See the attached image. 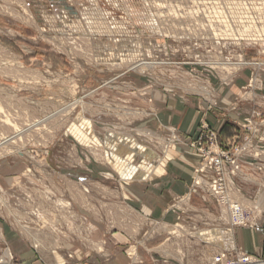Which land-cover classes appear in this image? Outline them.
<instances>
[{"label":"rangeland","instance_id":"374dc122","mask_svg":"<svg viewBox=\"0 0 264 264\" xmlns=\"http://www.w3.org/2000/svg\"><path fill=\"white\" fill-rule=\"evenodd\" d=\"M46 1L0 0V152L3 151L0 153V186L8 187L14 179L28 182L27 173L35 179L42 178L40 168L43 164L50 165L55 171L59 168L64 170L55 174L56 181L57 176L63 174L91 181L90 188L94 193L90 204L85 196L75 193L76 179L69 180L74 207L81 213L91 211L103 217L111 215L117 221L108 238L103 235L107 230L105 224L91 219L93 228L95 222L103 226L100 238H94V232L93 238L105 239L109 253L112 247H117L116 250L121 247L128 264L125 253L127 241L120 244L113 237L114 232H120L117 228H125L119 224L123 219L120 196L125 187L120 189L118 181L128 185L161 174L171 158L165 159L161 172L157 169L169 149L165 148L163 155L164 152L160 153L154 145L160 141L161 150H164V142L167 143L171 132L182 140L179 127L166 125L160 120L154 91L173 101L186 102L196 98L205 102L209 110H215L212 115L222 120L221 125L214 127L207 118H201L198 129L204 122L216 130L222 146L229 147L233 138L238 137V143L247 135L252 137L254 144L264 147V66H261L264 64V42L252 41L264 39V0H124L128 14L126 21L134 27L147 19L145 11L158 1L171 2L179 14L180 6L192 8V17L198 20H193L194 52L204 51V37L199 30L210 29L212 25L225 33L219 39V42L227 40L223 48L212 42L205 47L210 58L235 61L240 55L243 60L236 63L238 68L246 66L227 83L219 82L218 77H210L218 106L210 105L201 95L168 93L164 88L152 85V77L136 72L116 77L122 71L119 62L104 65L68 59L39 33L46 19L43 14L45 16L48 12L45 8L53 7ZM72 1L87 4L84 1L91 0ZM239 37L240 44L233 43ZM213 41L216 42L214 38ZM250 74L257 76L252 87L247 86ZM96 88L99 89L86 93ZM248 118L252 121L251 129L242 126ZM226 124L227 129L221 133ZM83 130L96 135L97 140ZM260 136L263 138L259 139ZM137 143L149 146L146 148L152 150L151 153ZM85 150H92L94 157ZM173 152L172 157H175V149ZM74 160H79V163L76 165L78 168L72 171L69 164ZM190 206L193 210L188 215L193 217L201 213L191 203ZM124 214H128L126 208ZM195 219L193 217V222L181 218L171 224H162L160 234L147 236L143 244L137 245V264H202L213 249L200 242L195 236L196 229L189 230L190 225L196 223ZM174 223L182 229L176 230ZM21 242L27 245L18 232L0 220V248L8 245L15 254V245H21ZM222 242L224 245L228 243L225 239ZM66 246L70 250L75 246L80 248L79 244L68 243ZM34 254L39 256V253ZM95 256L108 260L111 253L108 259L99 254ZM57 258L60 259L58 255Z\"/></svg>","mask_w":264,"mask_h":264},{"label":"built area","instance_id":"2783aa9c","mask_svg":"<svg viewBox=\"0 0 264 264\" xmlns=\"http://www.w3.org/2000/svg\"><path fill=\"white\" fill-rule=\"evenodd\" d=\"M46 2L53 7L45 8L48 12L45 16L43 14L46 19L39 30L43 38L54 44L71 60H89L104 65L119 62L122 71L118 72L116 77L136 72L144 77H152L151 84L164 88L168 93L201 95L200 97L205 98L210 105L218 106L210 77H218L219 82L227 83L240 68L246 66L238 68L236 63L243 60L240 55L235 61L210 58L208 50L205 49L209 43L212 42L220 48L227 45L225 39L219 42L220 36H225V33L212 25L210 29L199 30L201 37H204L202 42L204 51L194 52L193 20H198L192 17L193 10L187 6H180L179 14L171 2L158 1L145 11L147 19L134 27L132 23L126 21L128 14L124 0L84 1L87 4H78L72 0ZM262 30L264 34V22ZM252 41L260 43L259 41L264 42V39ZM233 43L240 44V37ZM256 77L250 74L247 86L252 87L257 81ZM97 89L99 88L87 90L86 93L95 92ZM250 121L248 118L247 123L242 126L251 129ZM83 131L97 140L96 135ZM262 138L263 136L259 137ZM237 139L238 137L233 138V143L229 147H224L218 132L202 122L195 138L187 143L191 150L200 155V160L193 168L189 191L173 202L168 210L178 212L176 220L187 218L194 222L193 217L196 218V223H192L189 230L206 231L209 235V231L215 229L226 240L235 228L258 226L261 209L257 202V194L264 189V147L254 144L252 137L247 135L238 143ZM164 143V150H161L163 146L160 141L154 145L160 153L164 152L163 155L165 148L174 150L183 141L171 132L167 143ZM146 149L151 153L152 150ZM85 151L94 157L92 150ZM153 154L156 156L154 151ZM75 155L78 154L75 152ZM44 157L43 155L42 160ZM77 163L79 160L69 164L72 171L78 168ZM61 169L55 171L50 165L43 164L40 168L42 178L35 179L33 175L27 173L28 182L14 179L10 186L5 188L0 186V220L18 232L33 252L39 253V256L36 255L38 264H84L76 257L75 250L67 248L70 246H66L68 243L79 244L81 252L91 255L90 258L99 254L108 259L110 253L106 247L107 242L105 239L93 238L94 228L90 221L93 219L103 222L107 227L103 235L107 237L111 229L115 228L117 221L107 214L103 217L91 211L78 212L74 207L75 201L70 196L69 180L76 179L75 193L85 196L90 204L93 202L91 195L94 193L90 188L91 181L80 180L79 177L68 174L58 175L56 181L55 174L64 171ZM247 181L256 186L254 193H246L244 186ZM125 184L121 180L118 181L120 189L124 188ZM194 192L211 199L218 209V215L211 218L203 212L204 209L199 215L193 217L188 215L193 210L190 203ZM124 194L122 191L120 196L123 219L119 224L122 223V227L125 225V228L117 230L127 237L128 246L125 253L129 259L128 264H137L139 263L137 245L143 244L147 236L160 234L161 225L166 223L139 212L131 205V198ZM125 208L128 214H124ZM130 221H133V224ZM173 226L182 229L177 223ZM206 237L198 239L204 246L213 250L202 264H264V259L255 258L226 242L223 247L218 246L211 241L215 238ZM0 264L27 263L21 261L11 248L5 245L0 248Z\"/></svg>","mask_w":264,"mask_h":264},{"label":"crops","instance_id":"0c3cea01","mask_svg":"<svg viewBox=\"0 0 264 264\" xmlns=\"http://www.w3.org/2000/svg\"><path fill=\"white\" fill-rule=\"evenodd\" d=\"M153 93L160 120L166 125L179 127L183 143L176 146V156L167 162L161 174L149 180L136 181L125 185L124 192L131 198L132 205L139 212L151 219L171 224L176 221L178 212L169 211L168 208L179 197L189 191L193 168L200 160V155L188 148L187 143L197 135L198 123L201 118H207L208 122L214 127H219L222 120L215 119L212 114L216 111L209 110L205 102L196 98H192L186 102L184 100L173 101L162 97L159 91H154ZM221 102L224 103L223 101ZM255 187L253 184H246L244 189L249 194L254 193ZM257 202L261 209L258 226L255 228H235L226 241L229 240L228 244L241 249L255 258L264 259V189L258 192ZM191 204L194 208L204 209L203 212H206L210 217L217 216L216 212H218V209L213 201L199 192L192 194ZM94 229V238H100L103 226L95 222ZM215 231L217 230L211 229L209 235L206 231H202L196 233L195 236L200 237V239H206V236L210 239L218 238V233ZM113 237L120 244L127 240V237L122 232H114ZM211 241L215 242L216 240L211 239ZM172 245L171 243L170 246ZM15 247V249L13 248L14 252L21 261L27 264H38L37 256L23 242H21V245L16 244ZM116 249L117 247H112V251L110 250L111 258L109 260H104L99 256L93 255L89 261H93L95 264H126L127 260L122 254L121 247L118 250ZM74 250L78 259L87 261V257L90 258L91 256L81 252L77 246L74 247ZM89 261L87 262L89 263ZM187 264L189 263L187 262Z\"/></svg>","mask_w":264,"mask_h":264},{"label":"bare ground","instance_id":"6f19581e","mask_svg":"<svg viewBox=\"0 0 264 264\" xmlns=\"http://www.w3.org/2000/svg\"><path fill=\"white\" fill-rule=\"evenodd\" d=\"M260 65V64H259ZM258 65V66H259ZM37 129V128H36ZM14 137V136H13ZM12 142V141H11ZM2 146V145H1ZM0 148H2V147H0ZM0 153H3V151H1ZM174 155V152H173V150H172V148H170L169 150H168V152H167V154H166V156H165V158L163 159V161L161 162V164L159 165V167H158V169H157V171H159V172H161L162 170H163V162H165V159H168V158H172V156ZM141 177V176H140ZM178 229V228H177ZM176 229V230H177ZM200 232H202V231H200ZM216 233H218V235H217V239L219 240V241H216L215 243H217V245L218 246H221V247H223L222 245H224V243L222 242V240H223V238L222 237H220V232H218V231H215ZM227 242H229V240L227 241Z\"/></svg>","mask_w":264,"mask_h":264},{"label":"trees","instance_id":"16d2710c","mask_svg":"<svg viewBox=\"0 0 264 264\" xmlns=\"http://www.w3.org/2000/svg\"><path fill=\"white\" fill-rule=\"evenodd\" d=\"M226 126L227 124L221 128V133L225 132V129H227Z\"/></svg>","mask_w":264,"mask_h":264}]
</instances>
